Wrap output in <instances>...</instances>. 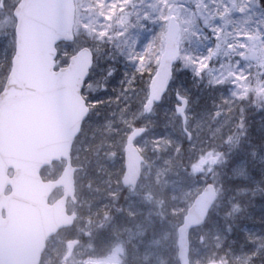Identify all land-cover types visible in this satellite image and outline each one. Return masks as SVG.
Segmentation results:
<instances>
[{"label":"rangeland","instance_id":"obj_1","mask_svg":"<svg viewBox=\"0 0 264 264\" xmlns=\"http://www.w3.org/2000/svg\"><path fill=\"white\" fill-rule=\"evenodd\" d=\"M19 1L0 0V92L14 53L12 9ZM76 4V42L60 47L57 67L68 64L83 47L94 52L84 89L92 112L73 156L81 168L76 175L79 202L69 210L78 213L79 221L49 242L43 264H59L66 241L78 237L85 243L70 264H178V228L207 180L217 187L219 199L214 218L191 235L192 263L216 259L252 264L264 248V203L258 200L257 205L255 198L242 212L228 204L229 182L264 185V0ZM172 17L181 26L178 69L164 101L146 112L148 79L164 52ZM177 93L191 99V142L175 112ZM137 122L148 129L137 143L146 163L138 188L127 190L122 185L124 138ZM250 132L263 140L248 162L236 142L229 150L222 148ZM63 166L47 168L44 177L57 178ZM60 196L56 192L51 202ZM225 216L229 225L223 222ZM236 229H247L254 237L237 251L231 240Z\"/></svg>","mask_w":264,"mask_h":264},{"label":"water","instance_id":"obj_2","mask_svg":"<svg viewBox=\"0 0 264 264\" xmlns=\"http://www.w3.org/2000/svg\"><path fill=\"white\" fill-rule=\"evenodd\" d=\"M14 15L17 50L0 96V183L5 182L2 188L11 185L14 196L28 197L30 259L23 264H39L46 239L59 229L72 226L76 219V215L66 214L68 198L76 201V168L72 167L71 154L90 113L82 90L93 67V55L83 49L71 58L68 67L54 71L56 45L74 40V0H23ZM179 34L180 27L172 19L165 51L151 83L147 110L162 100L170 85L172 67L180 55ZM177 99L183 104L177 107L178 115L186 123L188 100L180 96ZM144 134V129H136L127 140L123 179L126 187H136L140 180L144 158L135 143ZM62 159L68 162L63 176L57 182L43 183L39 177L41 169ZM10 168L16 171L13 179L7 177ZM58 187H64V197L50 206L48 198ZM216 197V189L210 184L189 209L178 232L180 264H191L190 232L204 225ZM76 245L77 242L68 244L66 260Z\"/></svg>","mask_w":264,"mask_h":264},{"label":"trees","instance_id":"obj_3","mask_svg":"<svg viewBox=\"0 0 264 264\" xmlns=\"http://www.w3.org/2000/svg\"><path fill=\"white\" fill-rule=\"evenodd\" d=\"M252 136L250 137V135H249L248 138L245 139V142H247V143H254V141H255V143H258L260 141L259 138L256 137L255 135L253 137ZM230 142L231 143H228L227 142V144H224L223 145V149L229 150L233 146L232 144L234 142H236V140H230ZM235 184H236V186H239L238 188H240V189H248V192H246L245 195L239 197V199L237 201V204H236L237 207H240L241 206V208L243 210L252 201V198H253L254 192L256 191V188H252V187H250L249 184H246V183L243 184V183H240V182H236ZM233 190L236 191L235 188H233ZM242 237H243V235H242ZM241 240H242V238H240V240H238L237 242L240 243ZM252 264H264V251L260 252L257 255L256 260L254 262H252Z\"/></svg>","mask_w":264,"mask_h":264}]
</instances>
